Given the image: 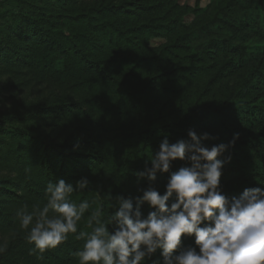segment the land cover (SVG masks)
Here are the masks:
<instances>
[{"label": "trees", "instance_id": "16d2710c", "mask_svg": "<svg viewBox=\"0 0 264 264\" xmlns=\"http://www.w3.org/2000/svg\"><path fill=\"white\" fill-rule=\"evenodd\" d=\"M190 11L192 21L183 22ZM152 37L164 42L151 47ZM5 66L55 83L79 81L74 93L85 101L90 133L56 141L9 128L15 115H0V168H7L0 180V230L19 233L15 248L0 253V264H29L30 255L40 264H79L84 241L76 237L91 231V211L99 208L104 218L117 196L142 195L137 189L148 181L135 173L146 161L150 166L148 156L165 137L169 143L188 139L189 129L215 137L202 141L207 147L239 133L217 157H231L220 177L223 194L264 188V0H211L195 9L174 0H0V70ZM67 101L61 97L51 106L72 105ZM181 166L190 165L177 159L170 171ZM168 176L157 173L160 194ZM82 177L88 186L70 198L88 200L90 208L77 232L42 254L32 251L17 210L43 207L50 181L62 178L75 187ZM152 210L141 205L145 216ZM182 242L194 246V237ZM156 259L160 249L145 264Z\"/></svg>", "mask_w": 264, "mask_h": 264}, {"label": "clouds", "instance_id": "9594fccd", "mask_svg": "<svg viewBox=\"0 0 264 264\" xmlns=\"http://www.w3.org/2000/svg\"><path fill=\"white\" fill-rule=\"evenodd\" d=\"M187 137L175 143L165 137L155 155L150 153V166L146 161L144 170L135 173L148 181L147 187L137 189L142 195L117 196L110 203L113 211L104 218L99 208L91 211L87 219L91 231L76 237L84 241L76 253L79 264H145L157 249L162 259L152 264H264V188L248 187L239 196L228 197L220 183L231 157H217L234 146L239 133L211 147L202 143L215 138L208 132L189 129ZM177 159L190 166L170 171ZM158 172L169 173L163 194L153 183ZM88 184L84 177L75 187L58 178L47 184L43 207L29 211L24 205L17 210L20 226L28 230L26 238L35 246L32 251L42 254L77 232L90 203L77 204L70 197ZM107 198L111 200L110 193ZM145 202L154 209L146 216L141 212ZM108 225H114L111 232ZM182 236L194 237V246L184 245ZM5 250L0 247V253Z\"/></svg>", "mask_w": 264, "mask_h": 264}, {"label": "rangeland", "instance_id": "374dc122", "mask_svg": "<svg viewBox=\"0 0 264 264\" xmlns=\"http://www.w3.org/2000/svg\"><path fill=\"white\" fill-rule=\"evenodd\" d=\"M174 1L178 5L188 6L191 9L206 8L211 3V0ZM192 19L193 12L190 11L184 15L182 21L190 23ZM163 42L164 39L160 37H152L148 41L151 47L159 46ZM64 78L55 83L51 79H39L33 76L30 69L22 66L2 67L0 70V115H15V118L10 121L9 128L28 129L35 136H44L56 141L65 139L73 141L87 137L90 130L82 110L88 109L83 106L85 101H80L74 93L79 81H71L70 77ZM61 97L66 102L72 99V105L51 106L57 104ZM17 115L22 119L18 120ZM6 173V167L0 168V180ZM9 174L10 178L15 176L13 172ZM17 236H19L17 230L7 228L0 230V247L8 251L14 249L15 240L13 239ZM34 256H28L27 262L40 264Z\"/></svg>", "mask_w": 264, "mask_h": 264}]
</instances>
